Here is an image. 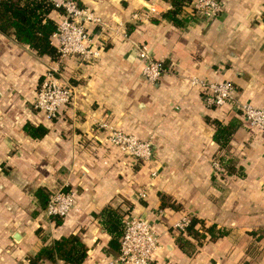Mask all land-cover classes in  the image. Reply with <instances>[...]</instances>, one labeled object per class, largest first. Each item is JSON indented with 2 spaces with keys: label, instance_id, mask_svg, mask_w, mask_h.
<instances>
[{
  "label": "crops",
  "instance_id": "crops-1",
  "mask_svg": "<svg viewBox=\"0 0 264 264\" xmlns=\"http://www.w3.org/2000/svg\"><path fill=\"white\" fill-rule=\"evenodd\" d=\"M76 2L98 18L83 21L98 49L90 60L52 59L0 30V264H29L42 244L72 232L88 247L77 264H122L107 250L110 234L99 214L107 204L130 205L123 219L136 215L152 224L159 238L152 264H264V235L252 246V231L264 228V131L239 108L264 107V0H221L216 16L190 2L181 25L163 15L168 0ZM151 5L158 12L141 14ZM138 44L163 64L155 82L142 75ZM50 66L59 67L73 93L47 119L33 101ZM193 76L229 79L233 98L206 103V89L191 83ZM214 118L235 125L225 145L213 139ZM101 120L150 139L151 158L141 161L109 144ZM26 122L47 131L32 137ZM38 186L72 191L74 205L60 223L40 208ZM159 192L177 206L161 205ZM185 215L227 232L188 253L175 240Z\"/></svg>",
  "mask_w": 264,
  "mask_h": 264
},
{
  "label": "built area",
  "instance_id": "built-area-1",
  "mask_svg": "<svg viewBox=\"0 0 264 264\" xmlns=\"http://www.w3.org/2000/svg\"><path fill=\"white\" fill-rule=\"evenodd\" d=\"M50 1L58 15L57 27L51 34V42L57 49L55 59L61 61L66 56L76 55L82 60H90L98 55V49L83 23L85 20L98 22L93 12L80 6L76 0ZM191 6L203 15L216 16L221 7V0H191ZM152 12H158L154 5L141 14L147 15ZM104 27L105 25L102 29ZM136 53L143 61L141 69L143 77L149 82L157 81L164 71L163 64L152 57L145 44L136 45ZM190 81L206 89L204 100L210 105H222L233 98L234 86L229 79L209 81L193 76ZM72 93V86L60 80L59 67L50 66L38 84L33 105L45 118L51 119L58 114L62 106L70 102ZM239 108L251 126L264 131V107L242 102ZM98 126L107 131L106 141L109 144L119 147L135 159L146 161L151 158L153 148L150 139H143L133 133L120 130L103 120L98 121ZM212 166L216 171L222 168L218 159L212 160ZM140 195L144 196L145 192L141 191ZM73 205L72 191L57 188L50 193L44 209L50 216L63 218ZM188 221L189 217L183 216L176 223V228L184 230ZM158 246V234L152 224L139 216L127 215L123 219L120 249L114 258L122 264H152ZM161 264H170V262L166 260Z\"/></svg>",
  "mask_w": 264,
  "mask_h": 264
},
{
  "label": "trees",
  "instance_id": "trees-1",
  "mask_svg": "<svg viewBox=\"0 0 264 264\" xmlns=\"http://www.w3.org/2000/svg\"><path fill=\"white\" fill-rule=\"evenodd\" d=\"M170 7L163 12V15L170 18L176 25L183 24L184 7L191 0H168ZM54 5L50 0H0V30L5 33H12L14 37L22 43L29 45L36 53L40 55L47 54L52 59L57 57V49L51 42V34L57 27L58 15L54 11ZM262 20L264 21V10L262 12ZM215 130L213 139L220 145H225L235 125L232 122L223 123L217 118L212 119ZM24 130L32 137L43 136L47 128L42 124L34 125L26 122ZM161 205H169L172 207L177 204L170 201V197L159 192ZM35 195L40 208H45L50 196V190L45 187L38 186ZM128 208L121 209L119 206L107 204L101 208L100 222L104 229L110 234L107 250L110 253L117 254L120 249V236L122 234L123 216L128 212ZM56 223H60L61 217L52 215ZM199 224V225H197ZM264 228L260 227L252 231L254 240L252 246L257 245L263 235ZM227 230L217 227L216 223L205 224V220L192 215L184 230L178 229L175 240L176 243L186 252L193 253L196 245L201 244L208 236L214 239L225 234ZM188 235L194 238L192 241ZM87 245L81 239L77 232L67 235H60L53 238L51 242L42 244L36 253L30 257L29 264H39L43 259H62L65 262L77 264L84 260L87 255Z\"/></svg>",
  "mask_w": 264,
  "mask_h": 264
},
{
  "label": "rangeland",
  "instance_id": "rangeland-1",
  "mask_svg": "<svg viewBox=\"0 0 264 264\" xmlns=\"http://www.w3.org/2000/svg\"><path fill=\"white\" fill-rule=\"evenodd\" d=\"M263 232H264V230H263Z\"/></svg>",
  "mask_w": 264,
  "mask_h": 264
}]
</instances>
